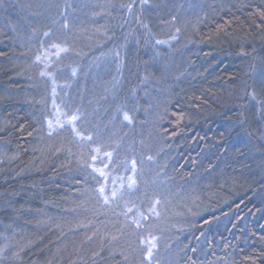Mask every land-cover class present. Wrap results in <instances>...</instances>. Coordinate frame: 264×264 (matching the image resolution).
Segmentation results:
<instances>
[{"label": "trees", "instance_id": "trees-1", "mask_svg": "<svg viewBox=\"0 0 264 264\" xmlns=\"http://www.w3.org/2000/svg\"><path fill=\"white\" fill-rule=\"evenodd\" d=\"M0 264H264V0H0Z\"/></svg>", "mask_w": 264, "mask_h": 264}, {"label": "rangeland", "instance_id": "rangeland-1", "mask_svg": "<svg viewBox=\"0 0 264 264\" xmlns=\"http://www.w3.org/2000/svg\"><path fill=\"white\" fill-rule=\"evenodd\" d=\"M58 111H56V115L54 116V124L58 125L61 122L64 121V119H62V116L60 113H57Z\"/></svg>", "mask_w": 264, "mask_h": 264}, {"label": "snow or ice", "instance_id": "snow-or-ice-1", "mask_svg": "<svg viewBox=\"0 0 264 264\" xmlns=\"http://www.w3.org/2000/svg\"><path fill=\"white\" fill-rule=\"evenodd\" d=\"M74 119H75V117H74ZM125 119H128V117H127V116H125ZM101 175H103V173H101Z\"/></svg>", "mask_w": 264, "mask_h": 264}]
</instances>
